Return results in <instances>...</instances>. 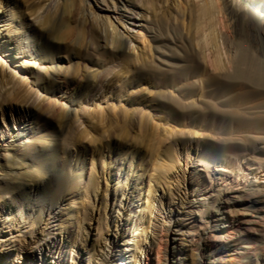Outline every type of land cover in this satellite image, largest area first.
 <instances>
[{
    "label": "rangeland",
    "instance_id": "obj_1",
    "mask_svg": "<svg viewBox=\"0 0 264 264\" xmlns=\"http://www.w3.org/2000/svg\"><path fill=\"white\" fill-rule=\"evenodd\" d=\"M104 1L0 0V264H264V183L238 180L225 202L191 195L206 151L262 162L264 137L239 132L231 150L225 121L211 120L215 137L177 122L157 99L174 91L138 74L155 45L141 25L179 38L171 51L209 77L231 73L224 41L264 59V0ZM205 3L211 27L197 31Z\"/></svg>",
    "mask_w": 264,
    "mask_h": 264
},
{
    "label": "bare ground",
    "instance_id": "obj_2",
    "mask_svg": "<svg viewBox=\"0 0 264 264\" xmlns=\"http://www.w3.org/2000/svg\"><path fill=\"white\" fill-rule=\"evenodd\" d=\"M101 2L104 3L105 1L101 0ZM129 4L137 7L136 3L130 2ZM103 5L104 8H99V10L101 12H110L111 7L107 5V3ZM262 6L264 7V4H262ZM215 9L216 8L213 3L211 5L205 3L204 5L198 7L196 11L198 12V24L196 26L197 31H205L207 27H211V25L209 26V22L205 24H208V26L203 25V21H210ZM116 10H118V7L113 5V10L111 12H115ZM129 18L135 20V13L132 12L131 17ZM130 25L136 26L134 22H130ZM110 26L112 27V32L115 38L120 41V43H118V49L120 50L121 46L123 45L124 37L119 33V31H117V28L113 24H110ZM127 30L130 31V29ZM141 30H144L145 33H148L152 41L155 43L153 46L154 60L153 64L151 65H142L138 69V74L139 76L148 75L154 86L169 87L174 91L176 95L175 97H168L165 95L157 97L159 102L171 107L168 108L167 113H165L168 117H172L177 122L186 120L187 124H190L189 126H192L193 128H199L202 131H210L212 135L215 134V132L212 130L214 124L210 123L212 122L211 120L219 121V123L220 121H225L226 126H223L222 130L219 128L220 125L214 129H218L219 131L221 130L224 135L228 136L227 144L230 149L235 143L233 136L239 132L244 134L246 132L254 133L258 136L260 135V137H264V120L258 119L259 117L257 120H255V116L257 117L259 114H264V105L254 102V100L257 98L262 99L264 97V59L258 58L256 52L254 55V52L252 53L250 48L245 45L246 43L244 44L233 41L230 43L225 41L223 42V44L226 46L228 57L230 56V59L227 58V61H229V70L231 69V73L228 72V74L218 76L213 75V77H209V75L206 73L205 67H203L205 69L207 78L204 80L206 83L202 80L201 84L203 85V83H205L203 87L206 88V90L204 89L205 93L202 95L200 103L197 101L196 104H191L190 102L188 103L187 100L192 97L195 93V90H197L196 82L193 80V78L203 71V68L201 67V58H197L194 51V58L192 57V59H194V66H187L186 60L183 59L184 55L177 54L176 51L175 54L172 52L173 50L171 51L173 47H180L177 45L179 38L177 41H174L172 38L157 32L153 25H141ZM256 35L257 34L253 32L249 34L253 41L255 40ZM171 45L172 48L170 47ZM164 48L167 50H164ZM166 57H172V59L175 61L170 64L167 62V60H165ZM217 63L220 64V62ZM259 99H257L258 103L264 101V98L260 102ZM240 115L248 116L246 118L244 117L245 119H251L254 117V121H251L253 118L250 121L243 120L244 118L242 119ZM185 136L186 135L184 133H180L179 138L177 137L176 140H178L180 144H184V142L187 141H185ZM215 136L213 135V137ZM213 137L212 139H214ZM228 152H230V154L221 155L220 153L211 154L209 151H206V156L198 160L196 163H192V168H194V171L200 173L202 177H204L205 184V188L198 187L192 189L191 195L199 193L198 195H194L196 198L192 201L198 199L202 202L209 200V198L213 196H217L218 201L224 200L223 202H225V200H227L232 193L242 189H237L239 186H241V183L237 182L238 180L242 181L243 184L246 182L250 185L255 183L257 184L256 186H260L261 183H264V161L254 162L255 160L253 161L250 157L242 156L241 159H243V161L240 162V157H238L232 151ZM166 154L167 161L169 160V167L162 166L165 169V172L170 170L174 164L176 165V159L173 156L172 149L166 152ZM250 175H252L254 179L252 182L248 180ZM260 187L263 189L264 184ZM42 212L40 211V213L34 218L36 226L42 220Z\"/></svg>",
    "mask_w": 264,
    "mask_h": 264
}]
</instances>
